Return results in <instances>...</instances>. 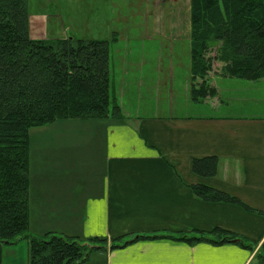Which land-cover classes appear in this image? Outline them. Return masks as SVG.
Returning a JSON list of instances; mask_svg holds the SVG:
<instances>
[{
	"label": "crops",
	"instance_id": "1",
	"mask_svg": "<svg viewBox=\"0 0 264 264\" xmlns=\"http://www.w3.org/2000/svg\"><path fill=\"white\" fill-rule=\"evenodd\" d=\"M121 1L75 0L76 5L84 2V7L95 9L125 8ZM129 1L138 12L116 20L90 18L87 34L110 33L120 38L136 29L151 40L190 45V0ZM62 35L58 30L57 38L51 39H63ZM91 35L86 39H103ZM169 72L163 111L160 96L153 95L154 103L147 109L140 101L133 110L119 102L124 120H59L38 128L35 142L30 135L29 229L33 236L52 232L82 239L161 233L181 237L193 230L223 228L257 243V248L251 252L234 244L190 245L157 239L117 250H95L82 264L253 263L264 241V217L236 205L205 202L191 186L224 191L264 213V115L237 116L228 108L220 114L225 103L215 81L218 95L193 103L190 79H184L183 103L175 110L172 65ZM197 105L210 106L209 112H200ZM214 156L220 160L216 177L193 173L194 159ZM28 260V242L3 247L2 264H28Z\"/></svg>",
	"mask_w": 264,
	"mask_h": 264
},
{
	"label": "trees",
	"instance_id": "2",
	"mask_svg": "<svg viewBox=\"0 0 264 264\" xmlns=\"http://www.w3.org/2000/svg\"><path fill=\"white\" fill-rule=\"evenodd\" d=\"M190 98L203 103L218 95L213 77L264 80V0H190ZM113 35V42L116 41ZM111 42L72 37L33 39L28 0H0V264L3 247L29 244L28 264H82L95 250H117L139 241L168 239L190 245L258 244L223 228L113 239L68 237L29 229L30 131L59 120H124L110 84ZM221 64L214 70V65ZM218 157L194 159L203 178L218 174ZM209 203L232 204L264 217L224 191L192 185ZM264 264V241L256 256Z\"/></svg>",
	"mask_w": 264,
	"mask_h": 264
},
{
	"label": "rangeland",
	"instance_id": "3",
	"mask_svg": "<svg viewBox=\"0 0 264 264\" xmlns=\"http://www.w3.org/2000/svg\"><path fill=\"white\" fill-rule=\"evenodd\" d=\"M126 1L124 0L125 8L119 6L116 8L95 9L84 7V2L76 5L75 0H28V11L32 24L30 28L31 37L35 39H51L52 36L57 38L54 36H58L59 30L64 38L72 37L87 40V36L91 35L86 32L87 21L90 18L102 16L106 20H116L122 17L127 18L139 11L137 7H132L133 2ZM59 22H62V25ZM62 26L70 30L71 33H66ZM91 36L103 38L102 40L108 38V41L111 42V92L115 94L120 103L124 101L127 109H135L139 105L137 104L138 101H140L143 108H148L154 103L153 95H158L160 96L158 101L161 105L160 110L163 111L168 98L167 86L169 85L168 77L171 65L175 76L173 80L174 108L177 110L178 106L181 107L183 102L180 101V98L183 95L184 79H190L189 42L151 40L139 34L136 29L132 30V35L121 36L116 38L114 42L110 33H99V35ZM220 67L221 64L216 63L213 73ZM214 81L218 89L222 90L221 99L225 103L220 110V114H223L228 108L229 112L237 116L242 114L249 116L264 115V80L251 84L246 80L226 79L217 76ZM140 83L143 84L141 90H139ZM159 89L160 93H158ZM195 107L200 112L207 113L210 106L197 105ZM38 130V128H33L30 131V135H33V142L36 138L34 134ZM44 162L48 163L45 159ZM65 173L67 174V172ZM59 174L62 175L63 172L59 171ZM249 241L251 242V240ZM252 264L261 263L256 257Z\"/></svg>",
	"mask_w": 264,
	"mask_h": 264
}]
</instances>
